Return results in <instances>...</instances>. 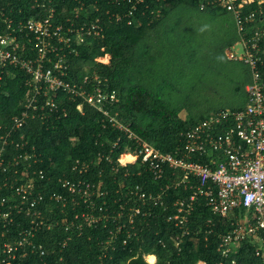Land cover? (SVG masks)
<instances>
[{"label":"built area","instance_id":"built-area-1","mask_svg":"<svg viewBox=\"0 0 264 264\" xmlns=\"http://www.w3.org/2000/svg\"><path fill=\"white\" fill-rule=\"evenodd\" d=\"M59 1L32 0L36 16L24 19L15 20L0 10V68L12 66L27 76L20 112L7 128L0 125V264H13L31 255L39 264H61L60 251L72 235L97 226L107 232L105 239L98 240L102 247L98 258L102 259L117 247L119 238L124 245L137 234V216L149 217L155 208H160L172 225L171 240L180 249L184 238L194 232L189 219L199 202L213 216L204 220L207 232L212 231L215 221L223 220L228 226L216 235L222 257L249 242L254 255L264 263V0L257 1V8L250 7L255 0H200V9L213 7L232 15L241 53L231 45L225 54L247 66L250 80L244 87L243 108L208 114L183 133L184 143L175 154L160 151L119 121L117 113H109L106 105L117 100L116 92L102 89L103 81L96 71L79 80L69 78L70 58L78 55L79 47L90 39L103 38V14L109 20L132 24L136 5L143 0H126L127 10L106 9L102 15L89 0H69L75 5L58 12ZM109 59L104 53L94 61L108 64ZM62 99L76 103L81 113L83 105L92 107L99 113L103 129L109 125L121 132L107 152L73 159L68 169L73 177L65 171L54 175L53 162L47 169L41 167L42 155L24 130L31 120L51 125L68 116ZM123 138L130 145L125 143V150L113 157ZM201 157L205 162L197 160ZM103 162L113 173L125 168V177L130 165L143 166L156 181L168 171L170 181L152 192L138 184L125 187L126 194L109 203L111 192L101 177L103 169L99 168L97 180L90 178L91 165ZM119 186L124 188L123 183ZM170 187L190 193L175 198L170 204L173 211L168 213ZM115 192L121 194L120 190ZM56 226L67 234L59 239L52 236L58 249L48 251L43 233ZM148 256L143 254L142 258L154 264L155 255L153 262ZM195 264L207 263L197 260Z\"/></svg>","mask_w":264,"mask_h":264},{"label":"trees","instance_id":"trees-1","mask_svg":"<svg viewBox=\"0 0 264 264\" xmlns=\"http://www.w3.org/2000/svg\"><path fill=\"white\" fill-rule=\"evenodd\" d=\"M98 8L99 13L104 10L125 11L129 7L126 0H89ZM257 1L251 8H257ZM200 0H143L137 3L132 24L126 20L115 22L104 14L102 24L104 36L102 39H90L87 44L79 47L77 56L70 58V77L79 80L85 73L96 71L102 79V89L108 92L115 90L117 100L109 102L106 108L110 114L117 113V118L142 139L151 143L162 152L175 154L183 143V133L192 125L202 120L216 108L205 114L194 116L187 113L180 117L182 105L177 101L163 99L161 90L176 85L177 79L185 69L198 67L202 62V46L196 40L190 28H182L181 17L190 9L203 13L223 12L218 8H199ZM64 4V5H63ZM73 1H59L58 12L73 7ZM32 0H0V10L13 19H24L35 15ZM264 11V3L261 5ZM95 12V11H94ZM36 16V15H35ZM0 22V29H1ZM233 42V41H232ZM229 42V43H232ZM230 45V44H229ZM103 48V50H101ZM104 53L110 55L108 64L94 61V58ZM178 77H175L177 76ZM19 69L12 66L0 68V125L7 128L12 117L17 115L23 103L26 90L25 78ZM174 85V87H176ZM182 90L181 86H178ZM177 88V89H178ZM246 97V94H245ZM246 103V98H245ZM245 103L230 108L241 109ZM61 104L69 110L68 116L59 119L51 125H43L39 121H28L24 130L27 139L42 155L41 167L47 169L53 162L55 167L51 171L60 175L68 171L73 159H88L97 151L107 152L112 142L121 135L119 130L107 125L102 128L99 113L88 105H83V112H79L76 103L62 99ZM127 142L125 138L114 150L113 157L124 151ZM126 157V156H125ZM196 159V158H195ZM198 161L205 162L201 157ZM99 168L103 169L102 179L110 189L109 203L114 198L126 194L125 187L140 185L146 191H157L170 181V173L161 180H153L145 172L143 166H128L129 173L125 177L121 168L118 173L110 170V165L103 162L100 166L91 165L90 178L97 180ZM120 183L124 184L121 189ZM50 187L58 189L54 183ZM115 190H120L117 194ZM190 190L182 188L168 189L166 201L169 204L167 212L173 211L171 202L177 197H186ZM116 207V206H115ZM213 217L201 202L197 203L190 216L189 225L194 232L184 238L181 248L177 249L171 240L172 225L166 221L160 208H155L149 217L137 216V234L128 243L121 244L120 238L116 248L109 255L99 259L102 247L98 240H103L107 232L101 226L84 228L75 233L67 246L60 251L63 256L61 264H148L142 258L143 254L150 255L148 261L154 264H195L197 260H204L207 264H264L262 259L253 253V245L249 242L241 243L239 250L224 258L217 249V233L224 232L228 226L225 221H215L211 232L204 227V220ZM61 226L43 233L44 244L48 251L58 249L57 239L64 237ZM42 238V240H43ZM39 259L31 255L13 264H39Z\"/></svg>","mask_w":264,"mask_h":264},{"label":"rangeland","instance_id":"rangeland-1","mask_svg":"<svg viewBox=\"0 0 264 264\" xmlns=\"http://www.w3.org/2000/svg\"><path fill=\"white\" fill-rule=\"evenodd\" d=\"M181 20L182 28H190L202 46L203 59L198 67L185 69L177 79L178 84L161 90L163 99L182 105L181 118L187 113L198 116L216 108L244 104V87L250 80V72L243 62L228 59L225 54L231 45L237 54L241 53L232 15L225 11L213 14L190 9L182 14Z\"/></svg>","mask_w":264,"mask_h":264},{"label":"bare ground","instance_id":"bare-ground-1","mask_svg":"<svg viewBox=\"0 0 264 264\" xmlns=\"http://www.w3.org/2000/svg\"><path fill=\"white\" fill-rule=\"evenodd\" d=\"M123 158H126V157H123Z\"/></svg>","mask_w":264,"mask_h":264}]
</instances>
